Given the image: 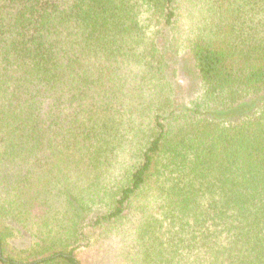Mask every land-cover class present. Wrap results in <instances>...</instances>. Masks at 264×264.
<instances>
[{
    "label": "trees",
    "instance_id": "1",
    "mask_svg": "<svg viewBox=\"0 0 264 264\" xmlns=\"http://www.w3.org/2000/svg\"><path fill=\"white\" fill-rule=\"evenodd\" d=\"M0 264H264V0H0Z\"/></svg>",
    "mask_w": 264,
    "mask_h": 264
},
{
    "label": "rangeland",
    "instance_id": "2",
    "mask_svg": "<svg viewBox=\"0 0 264 264\" xmlns=\"http://www.w3.org/2000/svg\"><path fill=\"white\" fill-rule=\"evenodd\" d=\"M18 243L19 245H21L22 243H23V246L25 245L24 241H19Z\"/></svg>",
    "mask_w": 264,
    "mask_h": 264
}]
</instances>
